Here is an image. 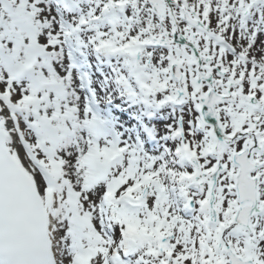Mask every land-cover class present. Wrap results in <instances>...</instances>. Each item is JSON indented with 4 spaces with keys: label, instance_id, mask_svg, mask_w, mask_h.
I'll return each instance as SVG.
<instances>
[{
    "label": "snow or ice",
    "instance_id": "6c2138e0",
    "mask_svg": "<svg viewBox=\"0 0 264 264\" xmlns=\"http://www.w3.org/2000/svg\"><path fill=\"white\" fill-rule=\"evenodd\" d=\"M0 264H264V0H0Z\"/></svg>",
    "mask_w": 264,
    "mask_h": 264
}]
</instances>
